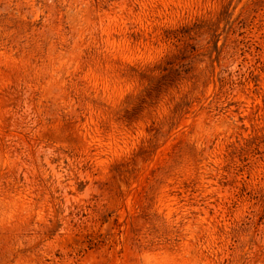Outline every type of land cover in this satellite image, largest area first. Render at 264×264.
<instances>
[{
	"label": "rangeland",
	"instance_id": "1",
	"mask_svg": "<svg viewBox=\"0 0 264 264\" xmlns=\"http://www.w3.org/2000/svg\"><path fill=\"white\" fill-rule=\"evenodd\" d=\"M0 264H264V0H0Z\"/></svg>",
	"mask_w": 264,
	"mask_h": 264
}]
</instances>
